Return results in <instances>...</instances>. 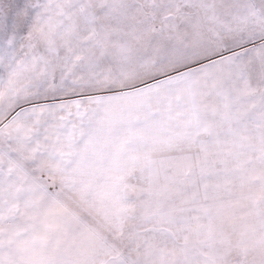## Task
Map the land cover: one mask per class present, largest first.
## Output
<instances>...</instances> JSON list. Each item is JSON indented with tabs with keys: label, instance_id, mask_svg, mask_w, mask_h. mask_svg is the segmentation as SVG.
Masks as SVG:
<instances>
[{
	"label": "snow or ice",
	"instance_id": "obj_1",
	"mask_svg": "<svg viewBox=\"0 0 264 264\" xmlns=\"http://www.w3.org/2000/svg\"><path fill=\"white\" fill-rule=\"evenodd\" d=\"M0 264H264V0H0Z\"/></svg>",
	"mask_w": 264,
	"mask_h": 264
}]
</instances>
